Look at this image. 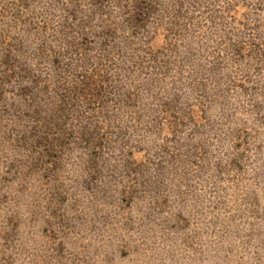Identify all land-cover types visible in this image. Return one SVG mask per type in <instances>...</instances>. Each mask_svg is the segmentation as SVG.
I'll return each mask as SVG.
<instances>
[{"label":"rangeland","instance_id":"obj_1","mask_svg":"<svg viewBox=\"0 0 264 264\" xmlns=\"http://www.w3.org/2000/svg\"><path fill=\"white\" fill-rule=\"evenodd\" d=\"M0 264H264V0H0Z\"/></svg>","mask_w":264,"mask_h":264}]
</instances>
